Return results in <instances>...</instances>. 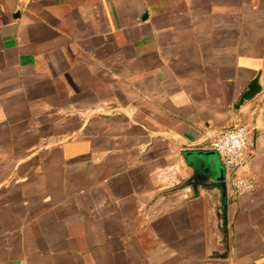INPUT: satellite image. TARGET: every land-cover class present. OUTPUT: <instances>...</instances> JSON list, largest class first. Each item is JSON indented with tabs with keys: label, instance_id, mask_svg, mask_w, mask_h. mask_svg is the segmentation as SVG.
Segmentation results:
<instances>
[{
	"label": "crops",
	"instance_id": "obj_1",
	"mask_svg": "<svg viewBox=\"0 0 264 264\" xmlns=\"http://www.w3.org/2000/svg\"><path fill=\"white\" fill-rule=\"evenodd\" d=\"M0 264H264V0H0Z\"/></svg>",
	"mask_w": 264,
	"mask_h": 264
},
{
	"label": "built area",
	"instance_id": "obj_2",
	"mask_svg": "<svg viewBox=\"0 0 264 264\" xmlns=\"http://www.w3.org/2000/svg\"><path fill=\"white\" fill-rule=\"evenodd\" d=\"M254 147V138L248 125L228 128L206 146V149L220 157L232 186V194L237 199L252 195L257 189L256 179L248 170Z\"/></svg>",
	"mask_w": 264,
	"mask_h": 264
},
{
	"label": "water",
	"instance_id": "obj_3",
	"mask_svg": "<svg viewBox=\"0 0 264 264\" xmlns=\"http://www.w3.org/2000/svg\"><path fill=\"white\" fill-rule=\"evenodd\" d=\"M262 93V87L260 85V78H257L250 86L249 90L246 94H244L239 101V103L235 106V109L238 111L242 107L245 106L248 102L254 100L258 95ZM214 256L216 258L220 259H226L228 257V254H221V253H215Z\"/></svg>",
	"mask_w": 264,
	"mask_h": 264
}]
</instances>
